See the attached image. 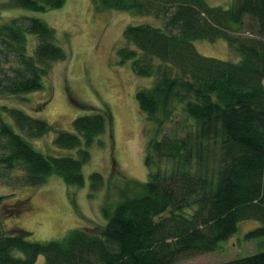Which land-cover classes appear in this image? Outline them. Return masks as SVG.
Here are the masks:
<instances>
[{"label": "trees", "instance_id": "trees-1", "mask_svg": "<svg viewBox=\"0 0 264 264\" xmlns=\"http://www.w3.org/2000/svg\"><path fill=\"white\" fill-rule=\"evenodd\" d=\"M91 1L96 11L133 13L162 23L160 28L127 26L119 50L136 77L155 79L135 94L140 114L154 128L145 149L147 181L127 184L128 195L104 214L106 224L99 230L73 228L47 243L29 242L26 233L0 234V264H36L41 256L42 264H179L219 251L239 222L248 220L258 222L248 224L252 228L260 226L246 239L260 238L262 251L219 264H264V0H232L228 9L205 0ZM9 3L46 12L61 8L64 0ZM244 16L257 23L258 38L238 34ZM221 39L237 62L204 57L193 45ZM66 58L45 23L9 20L0 26V94L41 90L53 64ZM80 108L90 113L73 119L70 131H57L53 141L57 148L77 150L72 158L34 150L23 135L42 138L52 126L3 105L0 167L6 173L19 170L16 181L22 186L40 187L53 175L68 186H83L89 149L103 146L99 137L107 129L110 135L112 116L107 106ZM167 124L174 125L171 135L164 133Z\"/></svg>", "mask_w": 264, "mask_h": 264}, {"label": "rangeland", "instance_id": "rangeland-1", "mask_svg": "<svg viewBox=\"0 0 264 264\" xmlns=\"http://www.w3.org/2000/svg\"><path fill=\"white\" fill-rule=\"evenodd\" d=\"M9 1L0 0V26L15 18L39 19L54 30L56 43L67 56L64 61L53 64L41 90L17 97L0 94V108L3 105L17 108L52 126V131L42 138L30 139L23 135L24 139L44 156L75 158L77 150L57 148L53 141L57 131H70L73 119L90 113L81 109V105L96 110L107 106L112 122L110 135L107 129L99 137L103 146L95 143L89 149L90 159L82 167L84 184L81 187L68 186L56 175L37 188L22 186L16 181L22 175L19 170L6 173L0 167V197H3L0 234L26 233L29 242L47 243L62 238L73 228L99 230L106 224L104 214L111 212L124 194L128 195L131 187L127 184L147 181L145 149L147 141L154 138V128L140 114L135 94L138 89L152 87L155 79L136 77L131 61H123L119 54L125 46L122 31L127 26L141 24L160 28L161 20L113 10L96 11L91 0H64L61 8L46 12L16 8ZM205 1L225 9L232 2ZM257 32V23L244 16L243 28L238 34L258 38ZM33 40L29 35L30 49L34 46ZM193 45L204 57L239 60L224 39L214 43L197 41ZM3 63L1 59V67ZM4 114L2 118L10 124ZM173 129V124H167L164 133L171 135ZM93 174H98L100 179L93 181ZM255 223L258 222H239L233 238L221 243L219 251L179 264H219L261 252L260 238L246 239L247 233L260 226L248 225ZM43 262L41 256L36 264Z\"/></svg>", "mask_w": 264, "mask_h": 264}]
</instances>
